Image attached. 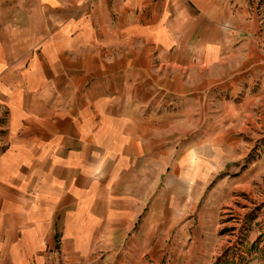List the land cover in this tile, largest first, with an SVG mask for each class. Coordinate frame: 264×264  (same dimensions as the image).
Listing matches in <instances>:
<instances>
[{
    "label": "crops",
    "instance_id": "0c3cea01",
    "mask_svg": "<svg viewBox=\"0 0 264 264\" xmlns=\"http://www.w3.org/2000/svg\"><path fill=\"white\" fill-rule=\"evenodd\" d=\"M258 28L244 0H0V264H82L101 224L112 232L98 239L125 245L93 264H212L214 237L150 234L139 211L196 104L244 80L194 71L223 65L227 45H256ZM207 126L202 173L237 159L225 180L242 189L244 159Z\"/></svg>",
    "mask_w": 264,
    "mask_h": 264
},
{
    "label": "rangeland",
    "instance_id": "374dc122",
    "mask_svg": "<svg viewBox=\"0 0 264 264\" xmlns=\"http://www.w3.org/2000/svg\"><path fill=\"white\" fill-rule=\"evenodd\" d=\"M244 1L250 16L258 22L256 45H243L238 50L239 45H227L223 65L210 73L194 71L196 81L204 78L217 80L225 76L232 79L240 73H243L244 80L226 92L219 88L210 89L205 101L196 104L192 115L195 124H180V143L176 156H173L178 161H172L166 169L168 162L164 160L161 163L163 176L146 179L148 193L141 201L142 211H139L142 218L146 216L151 220L147 226L150 234L157 232L158 236L170 238L184 228L185 234L190 236L194 233L202 239L209 235L214 237L212 264H264V0ZM245 63L249 66L258 63V67L254 66L246 73L245 70L251 67ZM208 122L211 123L210 133L215 137L232 138L237 155L244 159L240 162L241 171L246 168L242 189H236L232 179L225 180L226 175L240 172L237 159L210 172V175L202 173L207 172V168L200 156L203 146L198 143L208 132ZM193 148L197 152L191 154ZM151 165V173H158L160 163ZM170 171L175 174L168 179ZM197 173L201 177H196ZM116 182L122 185L137 183L133 178H120ZM102 198L104 202H100L98 212L106 215L109 210L103 203L109 200L106 195ZM99 221L101 223L103 219L100 217ZM89 228L91 232L87 234L92 233V240L83 242L82 264L101 262L114 246L125 245L118 240L98 239L112 232L107 225L97 227L98 236H94L96 227ZM137 231V226L131 227L123 231V236Z\"/></svg>",
    "mask_w": 264,
    "mask_h": 264
}]
</instances>
